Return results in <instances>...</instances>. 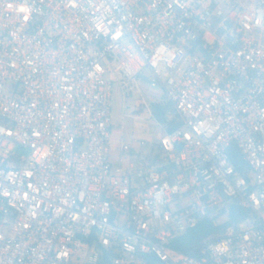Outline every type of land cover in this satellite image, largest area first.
Wrapping results in <instances>:
<instances>
[{
	"label": "built area",
	"instance_id": "2783aa9c",
	"mask_svg": "<svg viewBox=\"0 0 264 264\" xmlns=\"http://www.w3.org/2000/svg\"><path fill=\"white\" fill-rule=\"evenodd\" d=\"M114 87L122 118L164 97L177 126L113 143ZM233 205L197 257L169 247ZM110 252L264 264V0H0V264Z\"/></svg>",
	"mask_w": 264,
	"mask_h": 264
},
{
	"label": "trees",
	"instance_id": "16d2710c",
	"mask_svg": "<svg viewBox=\"0 0 264 264\" xmlns=\"http://www.w3.org/2000/svg\"><path fill=\"white\" fill-rule=\"evenodd\" d=\"M150 108L153 119L156 123L165 125L169 130L177 126L175 122L174 109L172 105L167 102L164 97L150 102ZM174 116V118H170ZM232 163L238 170H242L244 167L242 157L234 148L231 153ZM246 215V210L239 206L233 205L228 221L219 227H214L210 221L204 220L199 223L195 228L187 230L180 236L174 237L169 241V247L175 251L181 252L189 256H198L199 248L202 242L212 234L219 233L227 223L229 222H240ZM114 253H105L100 259L98 264H111V259ZM144 264H158L156 258L153 256H147Z\"/></svg>",
	"mask_w": 264,
	"mask_h": 264
},
{
	"label": "rangeland",
	"instance_id": "374dc122",
	"mask_svg": "<svg viewBox=\"0 0 264 264\" xmlns=\"http://www.w3.org/2000/svg\"><path fill=\"white\" fill-rule=\"evenodd\" d=\"M144 74L147 76V72ZM112 142L117 143L120 139L124 141H136L144 140L146 142L155 141L160 135L161 129L157 125L158 123L145 112V107L142 100L139 97L127 101V109L124 111L126 117L122 118V100L118 94V90L114 87L112 91ZM145 99H152L157 93L149 91L147 88L144 91ZM134 105L138 108L135 110ZM171 119L174 116L170 117ZM123 120V127L120 126ZM161 124V123H159ZM162 127H166L161 124ZM29 149H25L19 145L14 147V153L21 158L25 159L29 154Z\"/></svg>",
	"mask_w": 264,
	"mask_h": 264
},
{
	"label": "crops",
	"instance_id": "0c3cea01",
	"mask_svg": "<svg viewBox=\"0 0 264 264\" xmlns=\"http://www.w3.org/2000/svg\"><path fill=\"white\" fill-rule=\"evenodd\" d=\"M118 94H119V92H118ZM119 96H120V94H119ZM121 98V97H120ZM114 143V142H113Z\"/></svg>",
	"mask_w": 264,
	"mask_h": 264
}]
</instances>
